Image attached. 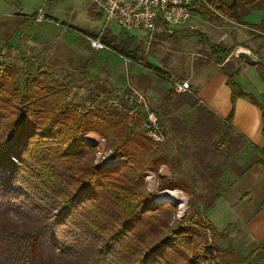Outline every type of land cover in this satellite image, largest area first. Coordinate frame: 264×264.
Masks as SVG:
<instances>
[{"label":"trees","instance_id":"1","mask_svg":"<svg viewBox=\"0 0 264 264\" xmlns=\"http://www.w3.org/2000/svg\"><path fill=\"white\" fill-rule=\"evenodd\" d=\"M263 4L192 0L190 9L208 21L222 17L248 26L246 15ZM30 17L35 15L24 16L19 26ZM250 27L264 33V21ZM131 41L102 38L109 51L169 78L138 56L139 48L135 54ZM210 51L213 63L220 66L232 53L215 44ZM258 69L264 80V63ZM222 70L233 106L225 122L233 131L236 100L254 98L234 81V69ZM257 104L264 116L263 106ZM121 107L94 96L87 108L71 99L68 84L52 72L0 63V264H264V242L246 255L218 247V240L234 237L239 230L229 224L219 232L203 216L226 192L217 178L202 194L183 178H159L160 189H180L203 204L192 205L181 220L172 222L177 207L157 203L145 182L147 171L158 174L171 164V155L165 142L154 141L140 129L139 114L130 124L128 110ZM160 128L165 136L163 123ZM90 133L105 140L111 163H95L97 145L85 138ZM258 152L257 163L264 169V149Z\"/></svg>","mask_w":264,"mask_h":264},{"label":"rangeland","instance_id":"2","mask_svg":"<svg viewBox=\"0 0 264 264\" xmlns=\"http://www.w3.org/2000/svg\"><path fill=\"white\" fill-rule=\"evenodd\" d=\"M8 12L10 17H0V63L23 68V71L33 65L35 70L52 72L56 78L68 84L70 97L77 104L88 108L90 99L97 96L98 100L109 106L118 109L122 106L120 109L128 110L127 122L130 124L134 116L140 115L141 130H144L147 110L156 112L160 125L163 123L166 127L164 144L172 161L169 166L162 167L158 174L146 172L145 182L154 200L176 206L177 214L172 222L181 220L192 205L199 204L203 208V204L194 201L180 189H160L159 178H183L197 194L208 193L210 183L217 178L216 183L226 192L211 211L204 210L203 216L211 220L219 232L229 224H234L239 230L234 237L218 240V247H232L245 255L257 247L259 237L253 236L254 222L248 226L244 220H240L244 219L245 210L253 212L261 203L260 190L255 191L254 198V148L240 134L232 131L225 121L203 106L194 92L178 94L171 89L169 94L172 82L161 80L112 51L91 52L88 49L91 48L89 41L75 30L96 34L104 30L106 14H97L91 0H15V5ZM35 12L37 15L30 17L29 23L19 26L25 15L31 16ZM39 15L45 16L46 22H37ZM263 21L264 4L246 15L244 23L248 26L239 25L251 30L250 26H258ZM222 23L223 19L208 21L192 13L189 21L182 26H169L168 30L160 27L152 33L143 29L125 30L113 20L104 36L109 35L117 42H126L131 38L133 41L129 47H136L135 54L139 48L138 56L150 65L168 70V77L182 78L183 73L197 72L200 63H211L210 44L219 45L213 41L221 32L224 36L229 30L227 26L223 28ZM251 33L257 36L261 32L252 30ZM89 57V66L96 65L91 72L85 64ZM225 66L236 71L235 82H245V76L248 81L254 78V88L259 89L261 81H257V84L255 79L257 69L248 67L246 75L240 74L245 71H239L238 62ZM129 69L141 73L127 77ZM146 85L148 90H145ZM141 97L147 101V108L138 102H141ZM164 97L168 98L165 103ZM113 101H117V104ZM85 138L97 145L96 164L111 163L112 152L107 150L104 139L93 133Z\"/></svg>","mask_w":264,"mask_h":264},{"label":"crops","instance_id":"3","mask_svg":"<svg viewBox=\"0 0 264 264\" xmlns=\"http://www.w3.org/2000/svg\"><path fill=\"white\" fill-rule=\"evenodd\" d=\"M14 5L15 0H0V17H10L11 14L8 12V10L12 9ZM40 13L41 10H39L38 14ZM32 15H37V12ZM219 19H223V28H226V26L229 27V30L227 31L229 34H227L226 32V34H224L223 36L221 32V35L219 34L217 39H215V41L213 42L219 45H223L227 49L234 48L232 49V53L230 54L224 65H216L213 63V59H211V63L203 65H200V63L199 69L197 68V72L190 74L183 73L184 76L182 78H159L163 81L172 82V88H170L169 94L171 92V89L173 90L174 82H188V84H190L192 92H194L196 99L199 100V102L203 106L213 112L219 119L225 121L229 117L233 106L231 101L232 91L230 89V86H228V78L223 72L222 67H224L226 64L238 62L239 71L241 69L245 71L244 73L240 74H246V72L248 71V67L249 69L251 67L254 70H258V73L256 72L257 76L255 79L257 84V81H261L259 89L254 88V78L252 76V81L246 80L247 76H245V82L241 81L239 83V81H237L241 86L242 91L254 98V102L250 99L245 98L237 99L235 102L231 125L233 130L240 134L242 136V139H244L247 144L254 148V168L252 169V174H254V198L256 196L255 191L260 190L261 203L259 207L254 208L253 212H248L247 210H245L246 215H244V219L240 220H244V222H246L248 226L252 225V223L254 222V234H252L254 238H256L257 236L259 237L257 241L258 247L259 244L264 242V169L257 163L258 159L260 158V153L258 151L264 149V116L262 109L257 104H261L264 108V80L262 79L258 69L259 64L264 63V33H259L257 34V36H254L251 33L252 29L249 30L247 27L228 21L222 17H220ZM230 41L232 42L230 43ZM233 44L235 45V47H232ZM88 49L91 50V52H94V50H92L91 48ZM99 57L98 59H100ZM85 62L86 67L90 72L96 67L95 64L89 66L91 57H89V59ZM240 65L243 67L240 68ZM194 68L196 69V67ZM160 69L164 70L167 74L169 73L168 70L162 68ZM133 73L140 74L141 72L137 71L136 69H129L127 73L128 75H126L127 77H129V75H132ZM145 88V90H148L147 85L145 86ZM141 98L143 99V103L149 106L145 98ZM162 99L165 103L166 99L168 98L164 97ZM138 102L141 103L139 100ZM144 104L142 105L144 106Z\"/></svg>","mask_w":264,"mask_h":264},{"label":"built area","instance_id":"4","mask_svg":"<svg viewBox=\"0 0 264 264\" xmlns=\"http://www.w3.org/2000/svg\"><path fill=\"white\" fill-rule=\"evenodd\" d=\"M97 12H105V28L96 37L85 36L94 51L109 50L102 42L105 30L111 21H116L125 30L143 29L154 33L160 27L168 30L169 26L179 27L191 18L190 4L192 0H91ZM39 23L46 22L43 15L36 19ZM128 61V60H127ZM176 93H192L188 82H174ZM117 104V101H113ZM141 103L143 99L141 98ZM147 108V105L144 104ZM143 128L151 139L164 142L165 136L160 128L156 112L147 110V118Z\"/></svg>","mask_w":264,"mask_h":264},{"label":"water","instance_id":"5","mask_svg":"<svg viewBox=\"0 0 264 264\" xmlns=\"http://www.w3.org/2000/svg\"><path fill=\"white\" fill-rule=\"evenodd\" d=\"M99 12H97V14H98Z\"/></svg>","mask_w":264,"mask_h":264}]
</instances>
